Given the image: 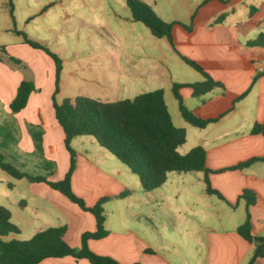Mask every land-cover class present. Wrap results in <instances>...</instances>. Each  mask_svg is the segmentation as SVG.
Returning a JSON list of instances; mask_svg holds the SVG:
<instances>
[{
	"label": "crops",
	"instance_id": "crops-1",
	"mask_svg": "<svg viewBox=\"0 0 264 264\" xmlns=\"http://www.w3.org/2000/svg\"><path fill=\"white\" fill-rule=\"evenodd\" d=\"M164 21L175 22L171 30L172 45L164 37L158 39L163 51L162 65L168 92L173 83L202 80L182 57L198 63L221 84L197 98L192 96L190 87L179 89L188 110L197 109L204 118L216 119L202 129L190 126L184 120V124L178 125L186 133L182 154L193 147H203L206 167L212 171L252 158H264V138L251 133L254 123L264 121V48L246 46L247 42L264 34V0H195L184 18ZM19 46L27 59H20L8 48L6 51L10 56L6 57L24 61L27 69L20 78L17 72L0 62V103L2 98L10 102L23 78L31 80L36 88L48 85L51 91L55 72L53 61L50 62L38 49L33 52L34 49ZM158 89L163 90L165 101V89ZM12 118L18 132L15 149L20 162L25 166L40 163L31 135L34 126L41 132L43 158L59 164L55 180L62 179L69 166V154L63 143L64 133L54 119L49 91L46 94L43 90L30 93L26 106L13 113ZM189 134L192 140L187 142ZM87 137L90 150L72 148L76 153V166L70 183L72 191L87 206L108 198L102 205L108 234L88 242L92 252L112 257L121 264H264V258L251 261L255 245L236 232L246 218L245 202L238 196L243 189H248L256 194L255 204L248 208L252 235L264 236V161H255L242 169L209 173L211 187L222 195L223 200L205 192L202 172H193L199 185L195 187L184 182L182 175L188 172L168 173L163 185L147 192L146 199L152 207L139 213L130 211L129 204H125L128 196L119 197L127 189L128 168L120 161L118 165L102 155L103 150L96 147L95 140ZM75 138L71 140V147ZM25 181L26 195H22L19 204L21 217L33 226L32 235L48 227L65 225L64 241L77 248L81 234L95 230L94 217L61 193L43 182ZM166 209H171L168 214ZM174 213L182 218H176ZM137 214L148 220L142 224L146 227L142 232L135 227L139 223ZM108 215H112V222L108 221ZM4 239L16 238L10 234ZM38 264L90 263L66 256L47 258Z\"/></svg>",
	"mask_w": 264,
	"mask_h": 264
},
{
	"label": "trees",
	"instance_id": "trees-1",
	"mask_svg": "<svg viewBox=\"0 0 264 264\" xmlns=\"http://www.w3.org/2000/svg\"><path fill=\"white\" fill-rule=\"evenodd\" d=\"M11 7V0H8ZM130 17L134 22L142 23L151 35L157 39L166 38L172 45L171 30L175 22H166L140 0H126ZM10 17L13 18L10 10ZM186 29L189 27L184 26ZM20 35L23 42L33 49L42 50L54 63L55 88L51 96L54 119L64 133V146L69 154V166L60 180H48L44 176L30 175L14 165L4 161L0 152V169L15 179H26L29 182H43L51 189L58 191L82 211L89 212L95 220V230L84 232L80 237V246L70 247L63 239L66 226L48 227L38 231L27 240H5L10 234H19V229L10 222V211L0 205V264H38L47 258L71 257L75 260L84 259L90 264H121L109 256L92 252L88 247L90 240L104 238L105 229L103 203L108 198H101L94 205L87 206L83 199L74 194L71 188V175L76 166V153L71 147L75 137L89 136L107 150L128 170L138 177L140 187L148 192L159 188L171 172H202L204 190L209 195H215L223 200L222 195L210 185L208 174L221 173L225 170L242 169L255 161L264 158H252L225 169L212 171L206 167V153L203 147L196 146L185 154H180L178 148L185 143L186 133L183 128L176 127L166 106L162 89L146 91L131 99L116 101H101L86 96L65 98L56 102L57 82L61 70V60L38 41L28 38L24 33L13 30ZM250 48H264V34H259L254 40L246 43ZM4 55L5 50L0 47ZM9 59H13L9 57ZM182 60L197 71L202 80L194 83H173L171 92L178 104L182 119L189 125L202 129L216 119L204 118L197 109L188 110L179 94L181 87H190L193 97H201L221 84L214 81L196 62L182 57ZM15 61H17L15 59ZM257 77L254 78V81ZM35 90L33 82L21 80L15 96L8 103L9 111L19 112L26 106L30 93ZM251 133L260 134L264 138V121L254 123ZM35 148L41 152V132L31 129ZM125 193L119 195L123 197ZM238 199L245 202L246 218L236 228L237 234L245 241L255 245V253L251 261L264 258V236H253L251 232L248 208L256 202L255 192L243 189ZM146 252H151L146 250ZM139 264V263H134Z\"/></svg>",
	"mask_w": 264,
	"mask_h": 264
},
{
	"label": "rangeland",
	"instance_id": "rangeland-1",
	"mask_svg": "<svg viewBox=\"0 0 264 264\" xmlns=\"http://www.w3.org/2000/svg\"><path fill=\"white\" fill-rule=\"evenodd\" d=\"M140 1L168 20L184 18L195 3V0ZM51 2L52 5H50ZM10 10L13 18L10 17ZM14 29L40 42L61 60L57 82L58 92L55 94L56 102L79 95L101 101H116L131 99L140 93L163 88L174 125L178 127L184 124L177 102L166 88L168 80L162 65L163 51L159 47L160 41L153 37L142 23L132 21L126 0H11V7L8 5V0H0V41L5 50L0 62L2 61L3 65L17 72L21 78L27 67L26 63L20 59H27L28 56L22 52L19 45L26 47L27 50L33 48L25 44L22 37L13 31ZM7 48L12 54L21 58L6 57L10 56L6 51ZM35 51L37 49L33 52ZM40 51L52 62L45 52ZM177 62L181 64L180 61L177 60ZM51 64L53 66V63ZM14 65H17L19 69ZM53 74L51 91L48 85L41 88L35 87L34 90H43L45 94L49 91L50 102L55 88V72ZM23 80L26 79L23 78ZM8 103L6 98H2L0 103V152L4 156V161L30 175H40L48 180H55L59 164L43 158L42 145L41 152H38L33 145L34 152L40 159L37 166L31 164L25 166L20 162L15 149L17 127L8 109ZM46 118L48 119L47 116ZM33 128L37 130L36 127L33 126ZM188 128L193 129V127ZM87 138V136L75 138L72 148L81 151L90 150ZM191 140L192 136L189 134L187 142ZM96 147L101 148L99 149L103 150L101 154L107 156L110 161L121 164L107 150L98 144ZM96 147L94 146V149ZM184 148L179 147L178 152L182 154ZM126 174L128 184L123 193L128 197L124 202L129 204L130 211L145 213L152 207L146 199L149 193L142 191L135 174L129 170ZM182 176L187 185L199 186L196 184L193 172ZM25 180L15 179L0 169V205L10 211L12 216L10 222L20 230L19 234L14 235L17 240L29 239L33 231L30 222L21 217L23 213L19 203L24 197L22 195H26ZM170 210L166 209L167 214ZM137 215L136 219L139 223L135 224V227L142 232L146 228L142 224L148 220L142 214ZM104 216L106 218L105 212ZM174 216L182 218L175 213ZM112 220V215H108V221L112 222ZM212 224L218 226L217 222Z\"/></svg>",
	"mask_w": 264,
	"mask_h": 264
}]
</instances>
